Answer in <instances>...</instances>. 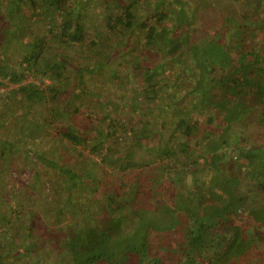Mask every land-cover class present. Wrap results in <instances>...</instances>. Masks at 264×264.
<instances>
[{"label": "trees", "instance_id": "16d2710c", "mask_svg": "<svg viewBox=\"0 0 264 264\" xmlns=\"http://www.w3.org/2000/svg\"><path fill=\"white\" fill-rule=\"evenodd\" d=\"M216 3L0 0V264H264V0Z\"/></svg>", "mask_w": 264, "mask_h": 264}, {"label": "rangeland", "instance_id": "374dc122", "mask_svg": "<svg viewBox=\"0 0 264 264\" xmlns=\"http://www.w3.org/2000/svg\"><path fill=\"white\" fill-rule=\"evenodd\" d=\"M231 4V0H217V3H216V7L217 8H219V7H221V6H226V5H230ZM130 69H128V68H126L125 69V72H124V75H126V74H128L129 73V76H128V78L129 77H131L132 79H133V75H132V73L130 74ZM123 77H125V76H123ZM130 79V78H129ZM125 80H126V78H125ZM127 82V81H126ZM110 85H112V83L110 82ZM110 85H108V86H106L104 83H101V87L102 88H106V91H105V93L107 94V95H109V96H111L112 98H115V99H120V96L121 97H125V96H123V94H124V92H123V89H122V85L123 84H118V83H113V85L112 86H114V87H112L113 88V90H111V89H109L108 90V88L107 87H110ZM127 85H129L130 86V88L132 87V86H134V84L132 83V84H130V83H128ZM187 88V86H181L180 87V94L185 90ZM170 117H171V115H169V116H167L166 117V120H168V121H170ZM153 125V124H152ZM145 149V147L144 146H141V147H138V151L141 153V151L143 152V150ZM68 150H69V148H68ZM201 160V162L203 163V162H205L203 159H200ZM25 169L27 170L28 169V166L27 167H25ZM24 172V171H23ZM141 173V171L139 170L138 172H137V175H139ZM138 178H140V177H138ZM161 197H163L164 195L163 194H161L160 195ZM130 225V224H129ZM165 246V245H164ZM163 253H167L166 252V250H164V251H162ZM257 254H260V252H259V250H257V252H256ZM168 254V253H167ZM192 256H193V254H192Z\"/></svg>", "mask_w": 264, "mask_h": 264}, {"label": "water", "instance_id": "95a60500", "mask_svg": "<svg viewBox=\"0 0 264 264\" xmlns=\"http://www.w3.org/2000/svg\"><path fill=\"white\" fill-rule=\"evenodd\" d=\"M222 165L224 166V164L222 163Z\"/></svg>", "mask_w": 264, "mask_h": 264}]
</instances>
